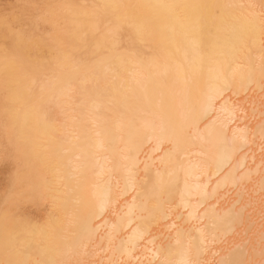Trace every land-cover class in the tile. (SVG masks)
Returning a JSON list of instances; mask_svg holds the SVG:
<instances>
[{"label":"bare ground","instance_id":"obj_1","mask_svg":"<svg viewBox=\"0 0 264 264\" xmlns=\"http://www.w3.org/2000/svg\"><path fill=\"white\" fill-rule=\"evenodd\" d=\"M2 159L0 262L264 264V0H0Z\"/></svg>","mask_w":264,"mask_h":264},{"label":"rangeland","instance_id":"obj_2","mask_svg":"<svg viewBox=\"0 0 264 264\" xmlns=\"http://www.w3.org/2000/svg\"><path fill=\"white\" fill-rule=\"evenodd\" d=\"M235 100H237V99H235ZM237 102V101H236ZM236 120H238L239 121V117H238V119H236ZM235 122H237V121H235ZM237 123H239V124H241V122H237ZM1 162H0V177H4L3 176V174H4V170H6V169H4L3 167L6 165H8L9 163H6V161L5 162H3L4 160L2 159V160H0ZM8 162V161H7ZM4 165V166H3ZM2 172H3V174H2ZM3 179V180H2ZM0 178V182H2L0 185L2 186V185H4V183L7 181L6 180V178L4 179V178ZM4 181V182H3ZM0 186V187H1ZM97 258V257H96ZM95 259V258H94ZM97 260V262H98V260H101L99 257L96 259ZM95 260V261H96ZM100 262V261H99Z\"/></svg>","mask_w":264,"mask_h":264},{"label":"snow or ice","instance_id":"obj_3","mask_svg":"<svg viewBox=\"0 0 264 264\" xmlns=\"http://www.w3.org/2000/svg\"><path fill=\"white\" fill-rule=\"evenodd\" d=\"M0 264H8V262H0Z\"/></svg>","mask_w":264,"mask_h":264}]
</instances>
